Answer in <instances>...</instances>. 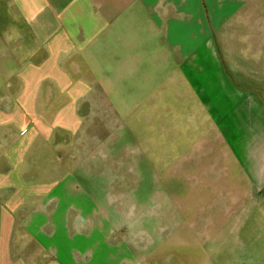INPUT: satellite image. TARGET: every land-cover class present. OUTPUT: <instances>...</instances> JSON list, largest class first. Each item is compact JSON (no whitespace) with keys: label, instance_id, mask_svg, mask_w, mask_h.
<instances>
[{"label":"crops","instance_id":"1","mask_svg":"<svg viewBox=\"0 0 264 264\" xmlns=\"http://www.w3.org/2000/svg\"><path fill=\"white\" fill-rule=\"evenodd\" d=\"M256 85L264 89V0H0V264H140L98 200L106 188L92 184L104 181L109 129L99 145L71 148L95 98L133 133L165 134L178 115L189 130L179 128L178 159L217 160L215 173L241 160L245 116L258 127L249 160L262 189L264 99L242 90ZM255 223L229 264H264V218Z\"/></svg>","mask_w":264,"mask_h":264},{"label":"rangeland","instance_id":"2","mask_svg":"<svg viewBox=\"0 0 264 264\" xmlns=\"http://www.w3.org/2000/svg\"><path fill=\"white\" fill-rule=\"evenodd\" d=\"M242 90L261 94L264 99V89L259 85L244 86ZM90 103L92 107L86 115L76 118L75 125L81 119L84 130L76 136L71 148L76 149L79 144L99 145L106 126L109 129L107 148H102V157L107 158L104 181L93 180L92 184L96 189L101 185L102 189L106 188V197L98 200L107 206L108 219L124 228L125 236L139 254L140 264H152V260L153 264H229L228 252L233 243L257 236L259 230L254 226H257L255 221L264 218V187L261 189V182H256L254 164L249 160L251 128L257 126L249 125L245 116L236 118L239 125L235 139L241 160H235L230 172L228 166H223L215 173L212 168L213 165L216 168L217 160L178 159L175 142L179 140L180 129L184 135L189 131L180 126L182 119L178 115L171 119L169 132L163 134L161 126L159 131L163 135L133 133L129 118L101 113L105 102L98 98ZM160 119L163 118L150 123L145 119V122L153 128ZM100 121L105 124H98ZM116 126H122L121 130L111 132ZM147 128L143 126L139 130ZM152 140L159 143L168 140L172 147L150 150L148 142ZM260 143L263 145L264 140ZM167 157L172 160H164ZM75 161L83 183H88L83 160ZM236 165L242 173L241 184ZM231 183L234 188H227ZM239 247L242 249L243 245Z\"/></svg>","mask_w":264,"mask_h":264}]
</instances>
